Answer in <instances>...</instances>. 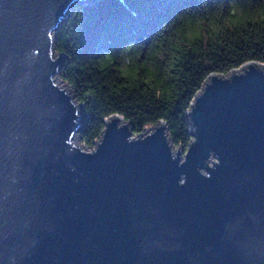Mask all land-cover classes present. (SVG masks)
<instances>
[{
    "label": "water",
    "instance_id": "water-1",
    "mask_svg": "<svg viewBox=\"0 0 264 264\" xmlns=\"http://www.w3.org/2000/svg\"><path fill=\"white\" fill-rule=\"evenodd\" d=\"M84 1L0 0V264H264V63L207 77L184 156L119 114L88 150L55 49Z\"/></svg>",
    "mask_w": 264,
    "mask_h": 264
},
{
    "label": "trees",
    "instance_id": "trees-1",
    "mask_svg": "<svg viewBox=\"0 0 264 264\" xmlns=\"http://www.w3.org/2000/svg\"><path fill=\"white\" fill-rule=\"evenodd\" d=\"M55 35L59 79L83 104L80 143L94 147L119 114L134 134L166 121L187 149V110L207 77L264 63V0H87Z\"/></svg>",
    "mask_w": 264,
    "mask_h": 264
},
{
    "label": "rangeland",
    "instance_id": "rangeland-1",
    "mask_svg": "<svg viewBox=\"0 0 264 264\" xmlns=\"http://www.w3.org/2000/svg\"><path fill=\"white\" fill-rule=\"evenodd\" d=\"M56 79H57V81L60 82L61 84H64V82L61 81V80L59 79V76H58V75L56 76ZM150 127H151V126H150ZM135 136H137V134H135ZM77 140H78V139H77ZM78 141H79V140H78ZM79 142H80V141H79ZM84 147H85V146H84ZM177 147H179V146L174 145V146H173L174 150H175ZM86 148H87L88 150H91L93 147H92V148H91V147H90V148L86 147ZM181 149H182V151H183V156H184L185 153H186V150H187V149H186L185 147H183V146H181Z\"/></svg>",
    "mask_w": 264,
    "mask_h": 264
}]
</instances>
